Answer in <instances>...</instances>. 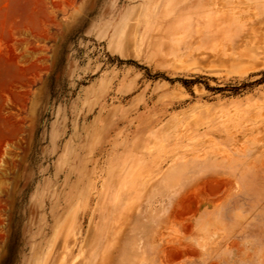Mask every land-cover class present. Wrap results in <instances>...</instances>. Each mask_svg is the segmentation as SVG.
Masks as SVG:
<instances>
[{"label":"rangeland","instance_id":"obj_1","mask_svg":"<svg viewBox=\"0 0 264 264\" xmlns=\"http://www.w3.org/2000/svg\"><path fill=\"white\" fill-rule=\"evenodd\" d=\"M0 264H264V0H0Z\"/></svg>","mask_w":264,"mask_h":264},{"label":"bare ground","instance_id":"obj_2","mask_svg":"<svg viewBox=\"0 0 264 264\" xmlns=\"http://www.w3.org/2000/svg\"><path fill=\"white\" fill-rule=\"evenodd\" d=\"M141 39H142V38H141ZM234 39H235V38H234ZM137 41H138V40H137ZM139 41H140V40H139ZM243 43H244V42H243ZM243 43H242V44H243ZM257 43H258V42H257ZM137 46H138V44H137ZM136 48H137V47H136ZM68 238H69V236H68ZM77 238H78V236H77Z\"/></svg>","mask_w":264,"mask_h":264}]
</instances>
